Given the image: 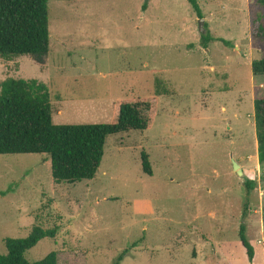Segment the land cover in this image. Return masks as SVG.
Returning <instances> with one entry per match:
<instances>
[{
	"label": "rangeland",
	"instance_id": "374dc122",
	"mask_svg": "<svg viewBox=\"0 0 264 264\" xmlns=\"http://www.w3.org/2000/svg\"><path fill=\"white\" fill-rule=\"evenodd\" d=\"M254 1L197 0L199 17L187 0H47L46 62L0 57V81L44 82L54 123L107 122L115 99L138 96L155 95L158 113L148 129L107 137L89 180L56 183L46 154H0V254L38 225L56 234L24 253L30 262L56 251L57 264H264Z\"/></svg>",
	"mask_w": 264,
	"mask_h": 264
},
{
	"label": "trees",
	"instance_id": "16d2710c",
	"mask_svg": "<svg viewBox=\"0 0 264 264\" xmlns=\"http://www.w3.org/2000/svg\"><path fill=\"white\" fill-rule=\"evenodd\" d=\"M187 1L201 17L197 0ZM254 6L260 13L252 17L250 34L264 42V0H255ZM212 40L210 34H201L203 47ZM219 40L231 45L228 40ZM20 55L30 57L38 64H44L48 58L47 0H0V57L8 60ZM250 69L254 77L264 75V54L251 61ZM157 113L155 95L138 96L115 99L107 122L54 123L49 91L44 82L35 78L7 77L0 81V154H46L56 183L89 180L100 165L107 137L119 132L148 129ZM254 125L258 163L264 171V96L254 99ZM140 158L142 170L151 175L148 155L142 151ZM244 183L251 189L256 181L245 177ZM262 218L264 221V205ZM55 234L54 227L43 229L34 225L24 238L6 237L7 252L0 254V264H57L56 251L32 262L24 256L41 238H54ZM238 236L239 243L252 260L253 245L246 237L243 223L239 225ZM126 251H121L117 261Z\"/></svg>",
	"mask_w": 264,
	"mask_h": 264
},
{
	"label": "water",
	"instance_id": "95a60500",
	"mask_svg": "<svg viewBox=\"0 0 264 264\" xmlns=\"http://www.w3.org/2000/svg\"><path fill=\"white\" fill-rule=\"evenodd\" d=\"M202 21H203V19H200L199 20V25H198L199 31L201 33L204 32V29L202 27ZM233 169H234V171H236L238 173V175H242L243 174V171H242L240 165L237 162H235V161H233Z\"/></svg>",
	"mask_w": 264,
	"mask_h": 264
}]
</instances>
